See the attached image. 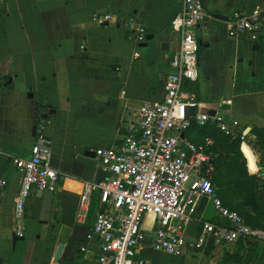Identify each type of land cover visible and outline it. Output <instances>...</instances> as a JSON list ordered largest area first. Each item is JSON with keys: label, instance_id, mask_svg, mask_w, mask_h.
Here are the masks:
<instances>
[{"label": "crops", "instance_id": "crops-1", "mask_svg": "<svg viewBox=\"0 0 264 264\" xmlns=\"http://www.w3.org/2000/svg\"><path fill=\"white\" fill-rule=\"evenodd\" d=\"M181 2L0 0V178L6 180L0 187V264H93L97 259L98 238L86 235L100 208L99 193L93 192L84 220L77 218L78 201L84 181H100L110 174L90 153L120 144L137 108L161 99L172 71L171 58L179 47L171 20ZM203 2L205 21L193 29L199 44L198 79L183 85L196 94L201 109H213L225 121L237 120L243 131L262 128L264 39L230 38L228 30L234 11L254 6L264 10V0ZM106 13L116 17L102 23L95 20ZM138 26L145 29L142 42L134 37ZM149 35L151 39L146 38ZM39 105L53 110L45 133L53 139L52 165L59 178L52 190L33 186L18 218L14 206L22 175L11 156L30 155ZM77 142L82 154H75ZM240 147L249 174L252 169L264 170L256 148L247 142ZM262 182L258 180L261 191ZM201 208L215 214L211 221L223 222L206 199L199 200L196 215ZM154 224L149 213L143 222L146 241L137 252L146 264H155L163 253L152 247ZM18 227L22 239L13 246ZM197 227L189 232L190 240Z\"/></svg>", "mask_w": 264, "mask_h": 264}, {"label": "built area", "instance_id": "built-area-1", "mask_svg": "<svg viewBox=\"0 0 264 264\" xmlns=\"http://www.w3.org/2000/svg\"><path fill=\"white\" fill-rule=\"evenodd\" d=\"M115 17L106 13L95 16V20L102 23ZM205 17L203 0H182L171 20L179 47L171 58L172 71L164 81L161 99L145 101L137 108L120 144L94 149L99 166L110 176L84 181L77 212L78 220H84L92 194L98 191L100 208L91 233L86 235H96L99 241V255L93 264H146L137 252L146 241L143 222L149 213L155 221L153 249L171 256L181 255L188 245L200 250L227 247L240 238H264V231L248 225L216 194L211 181L215 171L213 155L208 151L213 139L206 136L195 143L185 136L192 122L204 125L213 120L225 135L246 142V132L237 120L225 121L216 111L214 116L208 115L200 108L196 94L182 89L184 81L198 79L199 44L193 29ZM135 30V40L144 41V27ZM241 35L252 41L264 39V10L260 6L232 14L228 36ZM49 120L41 119L36 125L28 157L11 156L22 175L14 206L18 218L23 216L33 186L41 191L52 190L59 178V171L52 165L53 139L45 133ZM254 175L264 184V170L256 169ZM5 184L6 180L0 178V187ZM202 198L212 204L223 223L203 220L190 240L188 226ZM16 235H23L20 227Z\"/></svg>", "mask_w": 264, "mask_h": 264}, {"label": "trees", "instance_id": "trees-1", "mask_svg": "<svg viewBox=\"0 0 264 264\" xmlns=\"http://www.w3.org/2000/svg\"><path fill=\"white\" fill-rule=\"evenodd\" d=\"M1 11L6 12L5 9ZM37 111L38 120L50 118L53 114L51 106L39 105ZM185 136L195 143H200L206 136L213 139V145L208 151L214 154L212 163L215 171L211 181L216 188V194L225 206L237 211L248 225L263 228L264 201L261 193L264 190H260L255 175L248 173L239 137L225 135L213 120H208L204 125L192 122L185 131ZM245 139L260 153V163L264 165V127H252L246 133ZM248 240L240 238L236 243H247Z\"/></svg>", "mask_w": 264, "mask_h": 264}, {"label": "rangeland", "instance_id": "rangeland-1", "mask_svg": "<svg viewBox=\"0 0 264 264\" xmlns=\"http://www.w3.org/2000/svg\"><path fill=\"white\" fill-rule=\"evenodd\" d=\"M190 83V82H188ZM183 90H187L184 85ZM189 91V90H187ZM51 119V117H50ZM59 119L61 123L65 120L64 114L60 112ZM41 120L38 121V123ZM51 125H49L50 127ZM68 144L70 143L68 141ZM76 152L82 154V147L76 143ZM248 151L253 156L252 149L248 148ZM251 159V157H248ZM79 159V158H78ZM86 162L93 164V160L87 159ZM248 169V167H247ZM252 174L254 175L255 169H252ZM248 173L249 169H248ZM256 177V176H255ZM258 180V179H257ZM249 210L248 208H245ZM214 213L210 214L201 208V213L193 216V221L188 226V232L194 227V225H199L203 220L209 219L214 220ZM211 217V218H210ZM264 231V227H255ZM248 252L246 253V251ZM155 264H264V238H250L247 243H237L233 246L228 247H206L204 249H195L193 247H187L185 252L178 257H173L167 254L161 253L159 258L155 261Z\"/></svg>", "mask_w": 264, "mask_h": 264}, {"label": "water", "instance_id": "water-1", "mask_svg": "<svg viewBox=\"0 0 264 264\" xmlns=\"http://www.w3.org/2000/svg\"><path fill=\"white\" fill-rule=\"evenodd\" d=\"M214 16L217 17V18H220V19H224V20L228 19L227 16H224V15H222V14H220V13H215ZM146 38H147V39H151V36L149 35V36H147ZM163 46L166 47V46H167L166 43H164ZM29 96H32V93H29ZM202 111H203V112H206V113H207L208 115H210V116H214L215 113H216L215 110H213V109H206V108H203ZM44 116H45V115H44ZM248 130H249V128H246L245 132H247ZM90 154L93 155L94 153H90ZM262 198L264 199V194L262 195ZM18 239H22V236L20 237V236H17V235H15V234L12 235L11 243H12L13 246H14L15 242H16Z\"/></svg>", "mask_w": 264, "mask_h": 264}]
</instances>
